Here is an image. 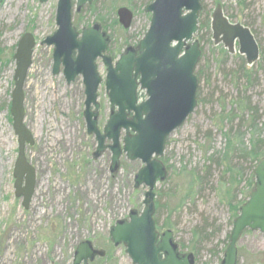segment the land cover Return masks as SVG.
<instances>
[{
    "label": "rangeland",
    "instance_id": "374dc122",
    "mask_svg": "<svg viewBox=\"0 0 264 264\" xmlns=\"http://www.w3.org/2000/svg\"><path fill=\"white\" fill-rule=\"evenodd\" d=\"M154 1L98 0L77 12L73 0L72 23L79 34L101 26L111 38L109 57L119 59L144 37L151 21L144 8ZM202 1L200 29L194 38L202 53L195 71L198 105L167 140L162 161L168 177L154 190L155 203L164 209L156 210L154 219L159 222L157 231H172L180 251L193 254L195 264H221L233 229L231 206L248 200L255 187V167L264 159L255 164L247 156L253 145L264 152V0ZM57 3L4 0L0 4V264H73L78 245L85 241L106 251L105 258L92 264H133L126 248L112 243L110 229L127 220L132 210L139 214L144 210L147 189L134 187L143 165L123 157L112 175L108 153L93 157L96 142L87 136L83 119V79L68 85L62 73L54 76V48L41 45L58 29ZM218 5L232 23L254 34L260 47L254 66H243L239 54H229L214 43L211 21ZM121 8L134 14L130 30L119 24ZM206 21L208 28L203 30ZM25 34H32L37 44L24 87L25 123L35 140L26 150L36 171L28 210L22 197L15 196L19 144L9 106L15 88L14 55ZM98 66L105 79L101 60ZM241 68L254 71L252 81ZM99 96L106 110L100 121L103 129L109 118L104 86ZM249 106L256 112L248 111ZM200 230L203 240L195 236ZM238 250L240 264H264V234H244Z\"/></svg>",
    "mask_w": 264,
    "mask_h": 264
},
{
    "label": "water",
    "instance_id": "95a60500",
    "mask_svg": "<svg viewBox=\"0 0 264 264\" xmlns=\"http://www.w3.org/2000/svg\"><path fill=\"white\" fill-rule=\"evenodd\" d=\"M4 0H0V4ZM49 0H40L42 4ZM97 0H77V11ZM72 0H58L56 12L57 31L43 42L53 47V75H63L68 85L82 76L85 86L84 117L89 135L97 141L95 155L111 152L112 174L120 169L125 155L131 161H140L143 167L135 176V188L147 189L144 210L139 214L132 210L127 220H120L110 229L114 246L123 245L133 264H195L194 255L182 253L172 231H157L154 192L159 182L167 179L165 165L159 160L165 153L168 138L181 128L198 105V78L195 71L201 58L199 42L194 40L199 31L202 0H155L144 11L151 15L148 31L136 51L129 48L114 63L105 56L111 43L109 35L101 32L99 25L84 29L82 36L73 26ZM119 24L131 28L134 14L127 8L117 12ZM211 31L216 45H223L230 54L244 56L249 66L260 58V47L252 31L239 23H232L218 5L212 16ZM37 46L32 34H25L19 41L14 61L15 88L11 96L10 114L14 133L19 144L18 159L14 167L15 196L23 199L28 210L35 194L36 171L26 157V150L34 146L32 132L25 123L24 87L32 66ZM76 52V57L73 54ZM102 59L107 68L106 89L111 107L117 108L103 133L98 127V90L102 78L98 73L97 60ZM138 77H140L138 79ZM138 89L145 91L146 100L139 103ZM133 117L128 119V114ZM126 136L122 139L121 133ZM131 132L134 133L131 136ZM106 141L111 145L107 146ZM255 189L249 200L241 206L234 221L229 245L221 264H238V243L247 230L264 234V160L255 168ZM106 256L90 241L78 245L73 264H91Z\"/></svg>",
    "mask_w": 264,
    "mask_h": 264
},
{
    "label": "flooded vegetation",
    "instance_id": "af4514ba",
    "mask_svg": "<svg viewBox=\"0 0 264 264\" xmlns=\"http://www.w3.org/2000/svg\"><path fill=\"white\" fill-rule=\"evenodd\" d=\"M72 2H73V0H72ZM93 4V3H92ZM92 4H90V5H92ZM76 5H77V2H76ZM73 6H74V4H73ZM84 8V7H83ZM146 8V7H145ZM144 8V9H145ZM74 9V8H73ZM202 9H203V7H202ZM82 10V9H81ZM80 10V11H81ZM76 11H77V6H76ZM78 12V11H77ZM73 19V18H72ZM200 20V19H199ZM133 23V22H132ZM96 26V25H95ZM94 26H92L91 28H93ZM101 27V26H100ZM131 27H132V25H131ZM91 28H88V29H91ZM131 29V28H130ZM130 29H128V30H130ZM199 29H200V26H199ZM77 30V29H76ZM84 30V29H83ZM82 30V31H83ZM101 32L102 33H106L103 29H102V27H101ZM81 34H82V32H81ZM81 34H79L80 36H79V38H81ZM107 34V33H106ZM108 35V34H107ZM111 39V38H110ZM43 42V41H42ZM42 42H41V45H42ZM140 42H141V40L139 41V43H136V45L135 46H129V47H127V49H129V48H133V49H135V51H136V56H139V52H138V46H139V44H140ZM111 44V43H110ZM43 46V45H42ZM109 48H110V45H109V47H108V50H107V52L105 53V56H109L108 55V53H109ZM127 49H125V51L127 50ZM125 51L123 52V54L125 53ZM123 54H121V55H123ZM120 55V56H121ZM120 56H119V58H120ZM73 57H76V52L73 54ZM112 58V57H111ZM113 59V58H112ZM99 60H101L102 61V63H103V60L102 59H99ZM99 60H97V62H96V64H97V67H98V73H99V66H98V61ZM118 59H113V61H114V63L117 61ZM104 64V63H103ZM53 65H54V62H53ZM105 66V65H104ZM106 67V66H105ZM106 70H107V68H106ZM63 71H64V66L63 65H61L60 66V73L59 74H63ZM53 72V71H52ZM58 74V75H59ZM99 75H100V73H99ZM54 76H56V75H54ZM64 76V75H63ZM106 76H107V73H106ZM79 77H82V76H79ZM100 77L102 78V83L100 84V86H99V90H98V103H99V109L98 110H96L94 107H92V112H95L96 114H97V121H98V127H99V129H100V131L103 133V130H104V127L107 125V123H108V121H109V118H110V116L113 114V113H116V112H118V109L117 108H112L111 107V104H110V100H109V95H108V92H107V89H106V77H105V79L100 75ZM65 78V77H64ZM78 78V77H77ZM76 78V79H77ZM140 77H138V79H139ZM83 79V78H82ZM76 81V80H75ZM74 81V82H75ZM73 82V83H74ZM67 83V82H66ZM72 84V83H71ZM84 84V83H83ZM104 86V88H105V92L107 93V96H108V100H109V118H107L108 120H107V123H106V125L103 127V129H101L100 128V121H101V119H103V116H104V110H105V108H104V106L102 105V103H101V101H100V96H99V93H100V88H102ZM84 88H85V86H84ZM84 95H85V90H84ZM137 95H138V99H139V103H142V102H144L145 100H146V93H145V91H142L141 89H138V93H137ZM143 95V96H142ZM145 98V99H144ZM85 100H86V96H85ZM106 111V110H105ZM84 112H85V101H84ZM84 112H83V119H84V122H85V125H86V131H87V124H86V120H85V117H84ZM103 114V115H102ZM108 116V115H107ZM133 117V113H130V114H128V119H131ZM131 136H133L134 135V133L133 132H131V134H130ZM87 136L89 137V138H92L95 142H96V148H97V141H96V137L94 136V135H89L88 134V131H87ZM126 136V134H125V131L123 130L122 131V133H121V138L123 139L124 137ZM106 145L107 146H110L111 145V142L110 141H106ZM106 153H108L111 157H112V155H111V152L109 151V150H107V151H105L101 156H97V158H95V159H99V158H101L102 156H104V154H106ZM123 157H125L126 158V156L124 155ZM122 157V158H123ZM121 158V159H122ZM127 159V158H126ZM128 160V159H127ZM129 161V160H128ZM136 162V161H135Z\"/></svg>",
    "mask_w": 264,
    "mask_h": 264
},
{
    "label": "trees",
    "instance_id": "16d2710c",
    "mask_svg": "<svg viewBox=\"0 0 264 264\" xmlns=\"http://www.w3.org/2000/svg\"><path fill=\"white\" fill-rule=\"evenodd\" d=\"M98 1V0H97ZM97 1L96 2H94V3H97ZM203 2V1H202ZM203 5V4H202ZM89 9H91V10H93V8L92 7H89ZM203 11V10H202ZM201 11V12H202ZM200 16H201V14H200ZM199 25H200V23H199ZM203 30L205 29V28H208V21H206V24L204 23V24H202V27H201ZM1 52V51H0ZM240 59H241V61H242V63H243V66H245L246 64H247V62H246V60H245V58L244 57H242V56H238ZM240 72H243V76L244 77H246L247 78V81L248 82H250V81H252L253 80V70L252 71H248V70H243L242 68L240 69ZM197 98H199V96H198V93H197ZM9 106H11V103H10V105ZM251 106V105H250ZM249 106V109H248V111H251L252 113H255L256 112V109L257 108H251ZM10 120L12 121V117H11V114H10ZM13 122V121H12ZM256 123V119L255 118H253V120H252V125H254ZM263 153L264 152H262V151H260L258 148H257V146H255V145H253V148L250 150V152L247 154V156H250L251 157V159H252V162H255V164H256V162H258L259 160H261L262 159V157H264V155H263ZM93 157L94 158H97V156L95 155V154H93ZM262 160H264V159H262ZM261 160V161H262ZM260 161V162H261ZM259 162V163H260ZM258 163V164H259ZM257 164V165H258ZM256 168V167H255ZM201 182H203L204 180L202 179V180H200ZM252 188H253V186H252ZM253 190H254V188H253ZM249 199V198H248ZM247 201H245V202H243L242 204H239L238 206H231V209H232V211H233V219L235 220L238 216H239V214H240V208H241V206L243 205V204H245ZM156 204V210L157 211H159V213L164 209V207H162L161 205H160V203L159 202H156L155 203ZM156 213V212H155ZM155 216V215H154ZM155 220V219H154ZM156 222V227H158L159 226V222H157V221H155ZM233 225H234V222H233ZM251 231H246L245 232V234H247V233H250ZM202 235H203V230H200V232H198V231H196L195 232V236L196 237H199V239H201V240H203L202 239ZM105 258V257H104ZM239 264H240V262H239Z\"/></svg>",
    "mask_w": 264,
    "mask_h": 264
}]
</instances>
